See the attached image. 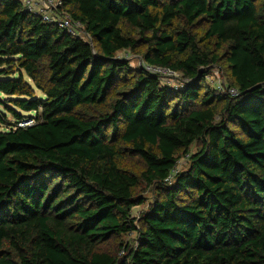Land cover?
Returning <instances> with one entry per match:
<instances>
[{
    "label": "trees",
    "instance_id": "1",
    "mask_svg": "<svg viewBox=\"0 0 264 264\" xmlns=\"http://www.w3.org/2000/svg\"><path fill=\"white\" fill-rule=\"evenodd\" d=\"M61 11L89 41L0 0V264H264V0Z\"/></svg>",
    "mask_w": 264,
    "mask_h": 264
},
{
    "label": "built area",
    "instance_id": "2",
    "mask_svg": "<svg viewBox=\"0 0 264 264\" xmlns=\"http://www.w3.org/2000/svg\"><path fill=\"white\" fill-rule=\"evenodd\" d=\"M18 2L23 10L33 17H38L43 23L53 25L58 30L73 38L83 39L89 41L85 35L82 26L74 21L67 13L61 11L62 0H14ZM141 68L148 74L159 77L163 84L171 85L169 79L177 78L179 74L173 72L168 68L156 67L147 64L141 65ZM206 82L218 92V94L235 98L238 95L236 89L230 88L224 80L216 74L215 76L209 74L205 78ZM171 87H178L171 86ZM31 124V122H30ZM23 125H26L24 123ZM176 171L174 172V174Z\"/></svg>",
    "mask_w": 264,
    "mask_h": 264
},
{
    "label": "rangeland",
    "instance_id": "3",
    "mask_svg": "<svg viewBox=\"0 0 264 264\" xmlns=\"http://www.w3.org/2000/svg\"><path fill=\"white\" fill-rule=\"evenodd\" d=\"M117 58L129 61V66H130L131 69L141 68V65L145 64V63L142 62V60L139 58V56L137 54L131 53L129 51L128 52H123V51L119 52L117 54ZM210 74L213 75V76H215L217 74L220 77L221 80H224L226 83H228L226 77L223 75V73L221 71H219V69L213 68L212 72ZM169 81H170L169 83L171 84L169 86L179 85V83H180V75H178L177 78L169 79ZM37 96H40V94L37 93ZM27 116L28 115H24V117H27ZM8 118L10 120H12L11 117H8ZM25 123H26L27 126H30V120L26 121ZM194 151H195V148L192 147L191 148V152H194ZM131 164L133 165V167L135 169H138V170L141 169V165L139 163H137L136 161L130 163V165ZM187 167H188V164H187L186 158L182 159V160H180L177 163V168H176L177 170L176 171H180L182 169H186ZM145 197L148 200L147 203H145V204H143V205H141L139 207L134 208L133 209L134 216L137 215L138 212L143 211V210H145L147 208V206L149 204L150 194H146ZM133 237H134V234L123 236L122 240L123 241H127V240H130V239H133Z\"/></svg>",
    "mask_w": 264,
    "mask_h": 264
}]
</instances>
